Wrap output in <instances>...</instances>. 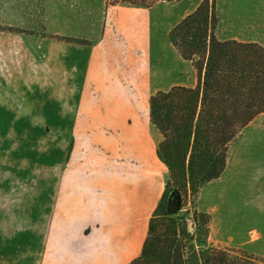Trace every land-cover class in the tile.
Instances as JSON below:
<instances>
[{
    "label": "crops",
    "instance_id": "crops-1",
    "mask_svg": "<svg viewBox=\"0 0 264 264\" xmlns=\"http://www.w3.org/2000/svg\"><path fill=\"white\" fill-rule=\"evenodd\" d=\"M112 6L98 39L61 50L52 45L46 82L16 79L17 92L26 93L19 101L35 102L36 91L50 92L51 122L61 130L52 127L51 162L30 183L33 226H27L25 207L22 224L10 226L11 175L0 174V264H129L141 253L168 172L149 116L150 15L143 9L150 7ZM21 41L4 30L5 51L20 54ZM177 55L187 67L190 61ZM186 74L159 90L194 86L196 69ZM9 92L0 87V107L11 106ZM19 188L25 203L27 185Z\"/></svg>",
    "mask_w": 264,
    "mask_h": 264
},
{
    "label": "rangeland",
    "instance_id": "rangeland-1",
    "mask_svg": "<svg viewBox=\"0 0 264 264\" xmlns=\"http://www.w3.org/2000/svg\"><path fill=\"white\" fill-rule=\"evenodd\" d=\"M200 1H159L143 9L150 15V96L172 85L179 73L186 72L187 76L193 69L191 62H186L185 68L180 65L168 30ZM214 3L215 34L219 39L254 41L264 46V0ZM112 9L115 8L107 0H0V87L10 90L12 98L10 107H0V174L8 170L11 175L9 204L6 201L5 207L9 208L11 227H18L25 220L24 216L23 221L19 220L24 207L28 212L27 226H33L30 213L35 209V200L33 195L29 196L33 192L30 183L36 170L51 162L52 127L61 130V125L51 122L50 92L36 91L33 102L42 106H32L30 100L19 101V96L23 98L26 93L17 92L16 79L44 82L53 63L52 45L58 44L61 50L69 42L88 44L98 39ZM10 22L20 26L9 27ZM4 30L22 36L21 44H17L21 46L20 54L4 50ZM54 31L60 34H53ZM18 55L23 58H16ZM251 144H257L256 150ZM167 179L168 172L163 174L164 183ZM22 184L27 185L25 203L19 201ZM196 205L198 210L208 213L209 222L206 231L200 229L194 237L211 246L239 248L264 258V112L230 142L225 170L201 188ZM191 209L187 204L176 214L173 208L170 212L182 218L193 233L199 219L197 222L193 218ZM198 240H194L196 246L200 244Z\"/></svg>",
    "mask_w": 264,
    "mask_h": 264
},
{
    "label": "trees",
    "instance_id": "trees-1",
    "mask_svg": "<svg viewBox=\"0 0 264 264\" xmlns=\"http://www.w3.org/2000/svg\"><path fill=\"white\" fill-rule=\"evenodd\" d=\"M159 1L174 0H107V4L149 7ZM216 23L214 0H201L168 32L180 56L196 69L197 81L150 96V121L161 135L157 155L168 168V179L141 253L129 264H264L263 257L246 250L211 246L194 237L200 229L206 231L209 222L208 213L196 205L199 191L225 170L233 138L264 112V46L219 39ZM187 204L193 218L199 219L193 233L175 215Z\"/></svg>",
    "mask_w": 264,
    "mask_h": 264
}]
</instances>
